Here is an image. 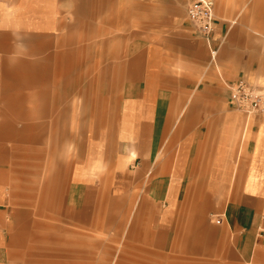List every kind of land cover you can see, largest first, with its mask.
Masks as SVG:
<instances>
[{
  "label": "crops",
  "instance_id": "obj_1",
  "mask_svg": "<svg viewBox=\"0 0 264 264\" xmlns=\"http://www.w3.org/2000/svg\"><path fill=\"white\" fill-rule=\"evenodd\" d=\"M213 2L206 40L187 0H0V264L16 207L55 198L80 227L134 214L158 247L209 211L233 260L262 253L264 113L229 87L264 89V0Z\"/></svg>",
  "mask_w": 264,
  "mask_h": 264
},
{
  "label": "rangeland",
  "instance_id": "obj_2",
  "mask_svg": "<svg viewBox=\"0 0 264 264\" xmlns=\"http://www.w3.org/2000/svg\"><path fill=\"white\" fill-rule=\"evenodd\" d=\"M71 146L66 142L65 162L71 160ZM54 202L16 207V264H264V249L248 263L233 260L225 235L207 220L212 216L209 211L189 214L181 207L177 236L158 247L156 232L148 222L136 221L134 214L118 215V226L86 228L72 221V212L62 200L55 198ZM193 217L200 221H188ZM191 234L198 236L191 239ZM186 235L190 239L185 240Z\"/></svg>",
  "mask_w": 264,
  "mask_h": 264
},
{
  "label": "built area",
  "instance_id": "obj_3",
  "mask_svg": "<svg viewBox=\"0 0 264 264\" xmlns=\"http://www.w3.org/2000/svg\"><path fill=\"white\" fill-rule=\"evenodd\" d=\"M213 0H187L186 13L199 35L209 40L214 31ZM212 54L214 53L211 52ZM233 107L245 114L264 113V89L238 80L229 87ZM222 219L216 217L215 223Z\"/></svg>",
  "mask_w": 264,
  "mask_h": 264
}]
</instances>
